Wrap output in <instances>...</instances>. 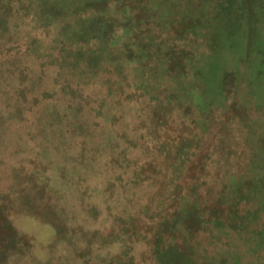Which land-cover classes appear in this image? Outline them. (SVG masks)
<instances>
[{"label":"rangeland","instance_id":"obj_1","mask_svg":"<svg viewBox=\"0 0 264 264\" xmlns=\"http://www.w3.org/2000/svg\"><path fill=\"white\" fill-rule=\"evenodd\" d=\"M40 3L42 12L32 3L30 13L19 17L9 1L0 0V49H5L0 53V84L4 78L10 84L6 94L0 86V264H129L132 256L135 264H156L149 234L145 241L150 242L137 247L142 232L155 234L151 226L145 231L134 229L142 218L140 202H129L126 196L130 192L136 195L135 180L125 186L118 168L105 167L108 153L118 154L130 138L126 123L141 113L147 114L148 123L156 122L176 115L175 108L182 106L185 129L199 117L219 120L211 128L200 123L206 131L199 138L194 132L184 143H163L162 152L169 156V180L180 181L191 149L210 144L208 151L219 158V168L208 179H219L216 183L221 185L210 205L224 199V204L236 205L238 213L262 199L264 211V180L255 184L249 178L250 174L254 179L264 178V0ZM41 94L43 98H38ZM160 101L165 104L160 106ZM69 105L74 106L69 108L70 118L78 121V131L58 110ZM17 108L22 115H16ZM154 108L161 114L155 115ZM17 119L23 125L14 129ZM145 122L138 117L136 129H146ZM61 124L73 126L74 137L82 140L86 136L98 151L100 167L96 171L102 180L94 177L92 169L90 173L93 187L105 186V194L100 190L94 194L100 202L77 199L71 187L64 186L47 167L48 157L39 155L27 163L30 148L38 151L29 137L60 158L56 138L62 136ZM179 126L178 122L163 138L179 136L175 134ZM155 129H146L151 142L162 138ZM119 132H126V140ZM249 136L259 138L257 145L262 148L253 147ZM23 149L26 154L21 159ZM150 154L138 145L130 156L142 162ZM112 178H118L120 186L109 185ZM44 184L62 190L65 196L47 190ZM103 205L105 219L96 222L88 211ZM253 221L257 222L243 232L250 251L261 255L264 213L261 220ZM80 224L83 232L77 230ZM225 224L219 223L221 228L215 231L195 232L204 233L207 250L218 253L221 262L228 239L235 245L239 242L232 232L243 228L239 223L237 231H226ZM168 231L165 225L167 235L159 238L162 244ZM252 252L241 253L246 263L252 262Z\"/></svg>","mask_w":264,"mask_h":264},{"label":"trees","instance_id":"obj_2","mask_svg":"<svg viewBox=\"0 0 264 264\" xmlns=\"http://www.w3.org/2000/svg\"><path fill=\"white\" fill-rule=\"evenodd\" d=\"M3 52H5V49H0V53ZM120 64L123 68L126 67L124 63L120 62ZM5 81L6 80L4 78V80H2V84H0V86L3 85L2 94H6L8 92L10 85ZM181 81L183 82V80ZM184 93L186 94L192 92L186 91ZM140 95L142 96L143 93H140ZM38 98H43V95L41 94ZM164 104L165 102L160 101V106H163ZM1 105L4 104L1 103ZM65 108L67 109L62 110V108H58L60 115L63 117V119L66 118L65 120H72L71 124L73 125L74 123L73 126L77 128L76 131L80 130V126L78 127L76 123L78 121H74L73 118H70L73 115L70 110L74 108V106L69 105ZM171 108L175 107L171 106ZM183 109L184 108L182 106L176 107V115L171 114L166 120L163 119L150 123H148L147 114L141 113L137 116V118L142 117L146 121L144 123V127H147L148 129L156 128V134L159 135L158 137H162L156 138L152 142L150 141L151 138L146 131L147 128L145 129L142 127L143 129H136L135 121L137 118L130 119L126 123L130 138L127 140L125 139L126 132L118 133L123 139L126 140L127 143L124 144L118 154L108 153V157H106V170L118 168L121 172L120 174H122L124 177L122 179L123 181L125 180V186L129 185V180H135L134 183H136V195L130 192L126 196L129 202H135L136 200L140 202L139 206L142 218L139 223L135 224L134 229L145 231V229H149L150 226L154 228L153 232L155 235L153 237L151 235L152 232H142L143 235L140 238L137 247H139V244H144V242H150L149 240L145 241L148 236L147 234H149L151 237L150 247L152 246L155 248L156 264H219L217 261H219L220 264H264V249L262 250L261 255L257 254V252L250 251L251 245L250 243H247L248 238L246 237V232H243L245 227L254 224L253 222H257L253 221L254 219H262L264 213L262 204L260 203L262 199L255 200V203H252L250 208H242L238 211V213L235 210L236 205L232 207L230 205L224 204V199L220 200L218 203L210 205L211 200H214L216 197L215 190L221 187V185L216 183L220 181L219 179L214 180L213 182L208 179V176L212 174L215 168H219V164H217L219 158H216L210 151H208L209 147L211 146L210 144L197 146L194 149L189 148L191 149V152L187 156L188 159L186 161L188 167L185 169L184 175L180 181H176V183H173L171 180H169L170 167L167 163L169 162V156H166V154H163L162 152L163 143L164 145L184 143V140L188 138L187 136L194 132H196L194 136L199 138L200 133L206 131L204 130L203 126L200 125V123H204L206 126L211 128L215 127V125H217L219 122V120L217 121L210 116L209 118L199 117L196 119V121H194L193 125L191 124L190 126H187L186 129L182 128L185 126L184 123H186V113ZM159 110L160 109H157L155 111V115L161 114V111ZM15 113L18 116L23 114L21 108H17V112ZM121 115L123 114H120V118ZM18 116H16V118H18ZM236 116L238 117V114H236ZM178 122L180 126L179 129L175 131V134H178L179 136L173 138H163L164 133L172 129V127L174 128ZM237 122L241 123L240 119H238ZM13 123L15 126L14 129H17L23 125L22 121L19 119ZM67 126L68 125L64 126L61 124L60 132H62L59 134L62 136H60V138H56V150L59 151L60 158L56 157L51 152H48L46 147L38 144L40 141L36 142L35 139L33 140L32 137H29L27 140L32 146L36 147L38 151L34 152L35 149H33V147L30 148L28 152V158L26 157L27 163H31V161L39 157V155L46 156V158L48 157L51 162L48 163L47 167L57 173L61 179V183L64 186L71 187L72 193L76 195L77 199L85 200L88 202V204L100 202L98 198L96 199L94 194L97 190H100L103 194H105V186H99L98 184L97 188L93 187L95 184L93 182L94 178L92 177L94 175V177L100 179V181L102 180V176L98 173V171H96L100 167L97 156L99 153L98 151L93 150V148L90 146V141L88 138H86V136L83 137L82 140L76 139L74 137L75 129L73 126ZM218 129L219 128H217V130ZM247 129L248 126L244 127L243 131L246 133ZM248 140L253 147L257 146V148H262V145H257V143H260L259 138L255 139L254 137L249 136ZM122 142L123 141L119 142V144ZM116 144H118V142H116ZM138 145L148 149L151 152V154L146 156V158H141L140 161L142 162H137L130 156L131 151ZM21 152L22 159L25 157L26 152L24 149ZM203 160H206L204 162V166L201 168L198 176H195L194 174L200 164L203 163ZM51 163L53 166H50ZM67 163H71V166L69 167ZM91 169L93 171V175L90 173ZM249 178L250 182L255 184L256 182L261 184L260 181L264 180L263 177L254 179L251 174L249 175ZM189 180H193V182H190ZM110 184L112 186H118V178L110 179L109 185ZM215 184L217 186H215ZM49 186L48 184H44V187L47 190H55ZM80 187H85L86 190L82 191ZM178 188H180V191ZM55 191H58L61 196H65L62 190ZM211 195H213L212 198ZM218 195L220 194L218 193ZM30 197H32V195ZM64 207L65 206H62L60 209L64 210ZM89 210L90 211L88 212L93 214L92 216L96 222H99L98 220L105 219V215L102 216L105 213L104 205L97 208L96 206H93V208H90ZM254 210H257V212H253ZM63 217L64 216H62V218ZM81 223H86V220L82 221ZM219 223H226V231H237L239 229L238 227H240L239 223H241L243 227L239 229L241 232H232L239 242L235 245L231 239H228V244H225V246H227L226 252L224 253V255L226 254V257L222 258V262L218 253L213 254L215 251L210 252L207 250L206 240L203 237L205 232L220 229L221 227L219 226ZM165 225L170 228V231H168L169 236L166 237L167 241L163 242L164 244H162L159 238H164L165 235H167L165 232H163V227ZM262 226L264 227V225ZM171 228H173V231ZM134 229L132 228L131 231L135 232ZM177 229L179 232H174ZM77 230L83 232L84 225L80 224ZM183 231L188 236H186ZM195 232L204 233L199 236L195 234ZM56 243H59L58 239L57 242L55 241V244ZM161 244L163 245V248L161 247ZM243 251L254 253L252 262H245V258H243V255L241 254ZM172 252L176 253L171 259L169 254ZM45 253L48 254L46 250L44 251V254ZM126 254L131 256L134 255L135 252L126 251ZM91 255L93 262H95L94 253L91 252ZM115 255H118V253ZM129 264H135V259L133 256L131 257Z\"/></svg>","mask_w":264,"mask_h":264},{"label":"crops","instance_id":"obj_3","mask_svg":"<svg viewBox=\"0 0 264 264\" xmlns=\"http://www.w3.org/2000/svg\"><path fill=\"white\" fill-rule=\"evenodd\" d=\"M11 3V10L14 12L17 16H24L27 13H30L28 6H30L32 3L38 5L40 7V12L41 10V0H36L35 2H31L29 0H7ZM13 7V8H12ZM28 8V9H27Z\"/></svg>","mask_w":264,"mask_h":264}]
</instances>
